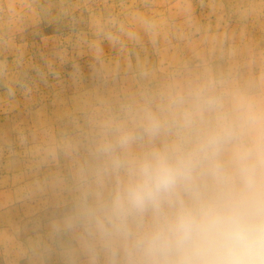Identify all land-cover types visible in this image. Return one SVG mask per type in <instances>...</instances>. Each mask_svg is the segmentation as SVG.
<instances>
[{"label":"rangeland","instance_id":"374dc122","mask_svg":"<svg viewBox=\"0 0 264 264\" xmlns=\"http://www.w3.org/2000/svg\"><path fill=\"white\" fill-rule=\"evenodd\" d=\"M157 152L264 173V0H0V264H157Z\"/></svg>","mask_w":264,"mask_h":264},{"label":"clouds","instance_id":"9594fccd","mask_svg":"<svg viewBox=\"0 0 264 264\" xmlns=\"http://www.w3.org/2000/svg\"><path fill=\"white\" fill-rule=\"evenodd\" d=\"M136 176L127 197L156 211L160 227L148 245L162 257L157 264H264V173L257 177L254 162L241 165L238 185L211 198L194 194L188 162L164 153L143 160ZM224 176L217 161L213 177Z\"/></svg>","mask_w":264,"mask_h":264}]
</instances>
